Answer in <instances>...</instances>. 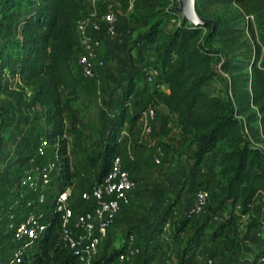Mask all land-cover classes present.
<instances>
[{"label": "rangeland", "instance_id": "obj_1", "mask_svg": "<svg viewBox=\"0 0 264 264\" xmlns=\"http://www.w3.org/2000/svg\"><path fill=\"white\" fill-rule=\"evenodd\" d=\"M136 1L127 0L126 6H123L120 0H95L94 3L88 1L82 6L84 15L92 12L100 14L109 7L114 11L117 25L115 37L106 39L101 44L99 60L102 67L98 69L95 78L81 79L76 100L70 103V111L66 107L67 97L62 92L59 94L60 113L57 118L62 125L63 134L57 137L56 141L64 144L63 157L67 170L72 175L70 186L75 195L95 181V168L90 166L89 158L94 156L102 145L109 131V121L121 100L120 94L128 82L133 79L135 83L133 95L127 106L128 114L137 109L135 105L142 106L153 89L151 84L145 83L144 69H151L146 65L151 63L148 51L144 48L138 49V52H135L137 48L134 52L130 50L136 32L130 27V19L139 17L142 12L151 15L152 21L160 19L158 26L160 39L166 37L174 25L176 27L180 23L191 27L207 25L213 29L218 20L228 21L242 29L238 45L229 50L223 49L220 39L215 37L205 47L225 53L231 57L232 62L235 59L242 61L247 55L250 56L248 62L253 59L259 61L261 56V47L257 56L255 54V47L259 43L252 17L235 5H211L203 11V17H199L195 11V0H192L193 12L200 21L194 23L186 19L184 13L179 10V0H156L142 11L135 8ZM24 13V6L5 12L0 11V23L6 24L5 29H0V49L9 39L18 36ZM137 26V31L146 30V26L140 27L139 24ZM207 33L208 31L203 29L198 39L201 40ZM240 45L244 47H239ZM211 64L218 71L217 59L214 58ZM242 67L244 71L247 70L245 62ZM219 74L229 80L232 73ZM205 95V101L214 96L222 100L229 99L230 102L234 100V96L227 92L223 79L217 77L210 81ZM32 99L31 88H23L15 77L2 76L0 205L6 204L13 197H19L14 186L19 175V172L17 173L19 163L25 157L26 151L34 146L35 140L44 137L51 127L44 117V111L38 105H33ZM148 109L153 110L155 115L150 134L143 132L140 119L130 130L124 123L118 131L116 141L121 150L133 157L128 172L135 181V188L128 206L117 215L108 242L103 244L102 250H105L107 245H110L108 248L110 250L122 244L127 229L130 226H137L139 235L132 232L134 244L139 251L144 249L153 254L149 264H176L187 246L188 238L205 218H210V210L221 196L219 179L216 176L218 153L213 150L204 157L197 169H192L193 147L189 141L191 131L169 122L167 131L161 135L158 120L165 114V110L160 107ZM205 112L212 111L205 108ZM237 118L242 122L243 135L248 144L264 151V137L254 132L256 123L253 120V113H240ZM155 160L158 163H155ZM56 166L58 167L57 164ZM198 189L207 191L209 198L201 211L193 214L191 209L194 205V194ZM259 196L260 194L255 196V203H259ZM169 204H173L171 214L166 213ZM250 209L243 213L238 204L225 202L215 216L211 215L207 225L211 227L213 223L230 216L229 229L216 240H204L190 253H185L184 260L188 264H206L207 260H210L211 264H255L256 252L264 249V214L259 215L257 225L253 229H247L246 224L251 216ZM22 213L20 211L18 215L21 216ZM183 218H186L187 223L181 231H177V226ZM6 235L7 232L0 226V251L4 255L12 249L7 239L3 242ZM31 247L33 248V245Z\"/></svg>", "mask_w": 264, "mask_h": 264}, {"label": "trees", "instance_id": "obj_2", "mask_svg": "<svg viewBox=\"0 0 264 264\" xmlns=\"http://www.w3.org/2000/svg\"><path fill=\"white\" fill-rule=\"evenodd\" d=\"M154 1L156 0H137L135 8L142 11ZM120 2L126 6L127 0ZM215 4L235 5L252 17L259 43L255 47L256 56L259 48H262L259 61L253 59L248 62L250 56L247 55L242 61L235 59L232 62L231 57L225 53L205 47L215 37L220 39L223 49L229 50L238 45L242 29L228 21L218 20L213 29L207 25L191 27L180 23L160 39V19L152 21V16L143 12L139 17L130 19V27L136 31L130 50L134 52L137 48L135 52H138V49L144 48L148 51L151 63L146 65L157 72L154 82L162 84L165 89L153 87L146 102L140 107L135 105L137 109L128 114L127 106L135 88L131 79L120 94L117 110L109 121V131L97 153L89 158V163L95 168L94 180L99 181L108 170L111 158L124 154L123 150L117 149L116 141L122 124L126 123L130 130L140 119L142 112L148 108H163L165 114L158 120L161 135L167 131L169 122L191 131L189 141L193 147L192 169H197L204 157L213 150L218 153L216 176L221 196L211 208L210 218L229 201L233 205L238 204L243 213L251 208L252 214L250 213L246 228L253 229L259 215L264 214V151L248 144L243 135L242 122L237 116L252 112L256 123L254 132L264 137V0H195V11L199 17H203V11ZM83 5L81 0L0 1L2 12L19 9L20 6L25 8L18 36L9 39L0 49V79L5 75L15 77L23 88L33 90L32 104L44 111V117L51 125L44 137L51 143L59 144L60 155H64V144L56 141L63 134L62 125L57 118L60 113L59 94L62 92L67 97L66 107L70 111V103L76 100L81 79H84L75 64V53L79 46L76 22L84 16ZM149 23L151 24L148 25ZM138 24L140 27L146 26V30L137 31ZM5 27V23H0V29ZM203 29L208 33L199 40L198 35ZM214 58L219 63V72L232 73L229 80L221 77L212 67L211 61ZM243 62L247 65L246 71L242 67ZM214 77L223 79L227 92L234 96L233 102L229 99L222 100L218 96L205 101V90ZM205 108L212 112H205ZM62 161V184L70 185L72 175L67 170L65 158ZM257 194H260L259 203L254 202ZM13 199L14 197L1 206H7ZM76 203L80 201L76 199ZM172 206L173 204L167 206L166 213H172ZM210 218H205L195 228L176 264H188L183 258L185 253H190L204 240H216L229 229L230 216L209 227L207 224ZM186 223V218H183L177 231H181ZM132 232L139 235L137 226L127 229L125 239ZM125 246L126 243H123L110 250L107 247L105 250L101 249L97 259L91 264L112 260L125 251ZM28 255L21 264H81L60 244L54 222L47 226ZM152 258L151 252L138 249L131 259L133 261L124 264H149ZM254 260L255 264H264V249L256 252Z\"/></svg>", "mask_w": 264, "mask_h": 264}, {"label": "built area", "instance_id": "obj_3", "mask_svg": "<svg viewBox=\"0 0 264 264\" xmlns=\"http://www.w3.org/2000/svg\"><path fill=\"white\" fill-rule=\"evenodd\" d=\"M88 1L95 2L81 0L84 4ZM116 25L114 11L109 7L100 14L92 12L81 16L76 22L79 46L75 64L84 79L95 78L102 67L99 50L104 40L115 37ZM144 72L146 84L155 89H165L162 84L153 81L157 77L154 69H144ZM154 116L151 109L142 112L140 122L145 134L151 133ZM117 149L121 151L118 142ZM63 158L57 142L51 143L46 137H38L20 161L19 175L14 183L19 197L7 206L0 205V226L7 232V238L4 236L2 240L7 239L12 248L5 255L0 251V264H21L51 222L55 223L60 244L81 264L94 262L103 244L108 242L116 217L121 209L128 206L135 188V181L126 168L133 161L132 155L113 156L101 179L83 188L77 195L70 185L62 184ZM155 163H158L157 160ZM76 199L80 203H76ZM207 199V191L198 189L191 213H199ZM20 211L23 212L21 216L18 215ZM123 243H126L124 252L98 264L131 261L138 252L133 234H128ZM206 264H211V261L207 260Z\"/></svg>", "mask_w": 264, "mask_h": 264}, {"label": "water", "instance_id": "obj_4", "mask_svg": "<svg viewBox=\"0 0 264 264\" xmlns=\"http://www.w3.org/2000/svg\"><path fill=\"white\" fill-rule=\"evenodd\" d=\"M179 10L184 13L186 19L191 20L194 23L200 22L192 9V0H179Z\"/></svg>", "mask_w": 264, "mask_h": 264}, {"label": "crops", "instance_id": "obj_5", "mask_svg": "<svg viewBox=\"0 0 264 264\" xmlns=\"http://www.w3.org/2000/svg\"><path fill=\"white\" fill-rule=\"evenodd\" d=\"M112 230V229H111Z\"/></svg>", "mask_w": 264, "mask_h": 264}]
</instances>
